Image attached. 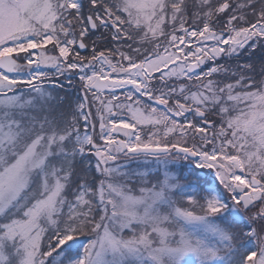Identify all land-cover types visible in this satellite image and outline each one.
<instances>
[{
	"label": "snow or ice",
	"instance_id": "snow-or-ice-1",
	"mask_svg": "<svg viewBox=\"0 0 264 264\" xmlns=\"http://www.w3.org/2000/svg\"><path fill=\"white\" fill-rule=\"evenodd\" d=\"M0 264H264V0H0Z\"/></svg>",
	"mask_w": 264,
	"mask_h": 264
}]
</instances>
